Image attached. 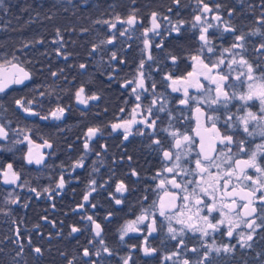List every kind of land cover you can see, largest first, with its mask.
<instances>
[{"label":"snow or ice","instance_id":"6c2138e0","mask_svg":"<svg viewBox=\"0 0 264 264\" xmlns=\"http://www.w3.org/2000/svg\"><path fill=\"white\" fill-rule=\"evenodd\" d=\"M172 2L179 6L181 0H172ZM194 3V15L190 21L177 20L173 23L169 16L162 17L164 21H168L170 31L174 32L177 37L182 34L186 24L190 25V30L198 41L195 52L190 54L192 70L187 72L186 76L174 77L165 73L162 77L164 82H170L167 83V86L172 93L183 90V98L178 99L177 103L190 107L195 114L196 127L192 131L195 137L199 138V150L195 152L194 168L191 167L192 153L195 151L193 136L181 133L179 130H172L173 117L171 112L166 111L168 101L163 96H157L155 82L149 86V76L145 72V68L149 67L147 62L155 59L152 54L153 48L163 49L164 47L163 38L160 43H154L153 40V37H162L160 13L151 12L149 26L142 25L135 10L126 18L117 15L113 20L96 21V23L107 25L110 32L118 31L120 36L135 31L137 27H143L140 38L143 46L141 51L145 56L139 60L135 75L120 85L122 88L131 89L129 95L134 97L135 103L127 119L119 117L117 122L111 123L110 127L112 132L122 133L124 140H128L134 134L148 137L151 140V145L159 150L164 167L153 176V180L158 181L153 189L159 194L158 200H154L148 207H142L140 214L136 215L135 219L125 221L118 229V233L121 242L129 233L142 235L141 244L139 246L130 245V249L139 247L143 255L153 256L158 250L150 246L149 237L157 234L160 229L166 226L168 237L177 241V250L165 254L161 264H166L168 261H171L172 264H212L211 254L213 252L219 256L222 252L233 253L237 245L242 249L251 248L257 229L264 230V223L257 222L258 220L264 221V162H261L264 161V68L260 64L249 62L244 55L247 52L248 36L261 37L262 42L254 50L257 53H264V31H262L264 29V11L256 18V24L259 27L248 33L237 34V28L231 23V20L222 15L223 6L221 4L217 3L212 6L206 0H194ZM261 8L264 9V3L261 4ZM168 12H172V9L169 8ZM233 15L234 9L229 8L227 16L231 18ZM117 24L121 25V28H117ZM215 33H219V35ZM224 33L230 34L233 38V42L227 47L222 46ZM56 35L58 39L53 40V43H59L62 48L63 38L58 29ZM217 39L221 41V46L214 43ZM114 40L115 36L113 35L106 41H101V44H112ZM27 46V44L24 45V47ZM97 48V45H93L92 51H97ZM56 55H64V58L67 59V54L61 53L60 48L56 49ZM116 59L117 53L112 52L111 60ZM170 59L175 64L178 58L171 55ZM120 63H125V61L120 60ZM79 67L83 69L86 65L82 63ZM154 70L159 72L158 67ZM51 75L57 77L58 73L52 72ZM30 79L31 72L15 56V53L11 57H0V93L5 92L12 85H25V82ZM205 82L208 85H214V89L206 86ZM190 89H195L199 95H192ZM213 91L215 92L214 96ZM39 95L43 97L45 93L40 92ZM74 96L78 104L85 106L89 101L99 99L96 94L86 95L83 85L75 91ZM149 99L150 103L146 106L144 101ZM234 100L239 101L235 105L236 113L229 109V105ZM257 100L260 104L259 111L249 110V102ZM35 102V99L21 97L15 99L14 104L24 114L39 116L41 120L49 118L60 120L67 111L65 107L58 104L48 115H41L33 108ZM193 105L195 106L193 107ZM221 108L224 109L222 113L219 112ZM125 111V108L120 109L121 113ZM160 114H164L168 118L169 123L166 127L159 126L162 119ZM221 120H223V127L218 126ZM11 131L19 135L24 130ZM100 132L99 127L87 128L83 136L84 153L91 151L90 142ZM9 135L10 130L0 123V141H8ZM238 135H241L239 140L237 139ZM255 136H259L261 142L255 145L254 150L249 151L250 141L245 137ZM165 140L168 141V147H165ZM25 142L29 146L24 156L25 162L27 164H42L44 155L33 152V141L28 135H24L23 140L17 139L12 143L22 144ZM42 146L52 147L47 140ZM101 147L105 146L101 145ZM4 150L11 152L12 148L5 149L3 145H0V151ZM84 153L73 163V169L85 166ZM239 154H243V156ZM96 155L99 156L100 153L97 152ZM131 175L138 176V173L133 170ZM0 177H2L4 185L24 188L27 183H20L21 173L14 168L12 162L0 167ZM66 183L62 173L56 188L63 190ZM96 183L95 180L89 181L90 191L85 192L82 198L83 202L77 206V210L85 209V205L90 203V196L92 192L96 191ZM29 191L35 193L37 198L41 196V192L37 188H30ZM126 191V184L123 181H118L115 185V193L123 195ZM44 192L55 193V190L45 188ZM8 195L10 199L5 201L6 204L19 205L21 203L18 195L14 198L13 193L9 192ZM109 197L114 199L116 205L122 203L112 193H109ZM51 198L49 196V199ZM147 200L148 197L144 196L143 201L146 203ZM24 206L27 207L26 204ZM91 207L96 208V204H91ZM0 211H4V209L0 208ZM5 214L8 213L5 212ZM111 216L112 213L109 212L105 216V220ZM81 218L87 222L86 227H90L93 236L88 243L98 245L95 251L89 247L83 248L81 255L85 259L82 264H98V261L93 257L102 258V254H106L108 257L114 256L115 253L104 238L101 223L97 222L93 215ZM13 222L15 223V221ZM81 231L80 227L73 225L69 235ZM189 232L194 235L198 234V239L202 242L205 237H211V243L204 242L200 247L188 248L183 237ZM217 233L227 237L228 240L236 239L237 243H224L217 246L214 235ZM178 237H180L179 240ZM22 239L23 237L17 229L16 239L12 241L19 244L17 255L24 251ZM31 244L32 240L29 238L28 245L31 246ZM201 249H203L202 256H197L195 259L188 256V253L196 254L201 252ZM33 251L37 255H42L40 247H35ZM181 251L184 255H181ZM61 255L65 254L61 253ZM131 261V254L119 258V264H131ZM74 262L75 257L67 260V264H74Z\"/></svg>","mask_w":264,"mask_h":264},{"label":"flooded vegetation","instance_id":"af4514ba","mask_svg":"<svg viewBox=\"0 0 264 264\" xmlns=\"http://www.w3.org/2000/svg\"><path fill=\"white\" fill-rule=\"evenodd\" d=\"M52 3L53 8L57 7V13L60 11V0H49ZM67 1V0H63ZM105 4H108V0H105ZM119 5L130 6V11L127 14L116 13L112 18H105V20H113L117 15L126 18L133 10L135 14L142 22L143 26H149V17L151 12L156 11L161 15V33L162 37H153L154 43H160L163 38V49L153 48L152 54L154 61L147 62L149 67L145 68L146 75L149 76V86L155 82L157 84V96L167 99L168 104L166 111L172 114V130H179L181 133H188L193 136L195 140V151L192 153L191 167L194 168L195 152L199 150V138L195 137L192 131L196 127L195 114L190 107L182 106L177 103L178 99L183 98V90L178 93H172L171 89L164 82L162 77L165 73H169L174 77L186 76L187 72L191 71L190 54L195 52L198 41L195 39V35L190 30V25L185 26L182 30V34L177 37L174 32L170 31L168 21L162 19L163 16H169L172 22L177 20L190 21L194 15L195 3L194 0H181L180 5H175L172 0H114ZM44 3V0L42 1ZM210 5L214 6L219 3L223 7L221 9L222 15L231 20V23L237 28V34L243 32L248 33L254 28L259 27L256 24V18L260 16L264 9H261L263 0H206ZM49 4V3H48ZM68 5L67 3H62ZM171 8L172 12H168ZM234 9V15L229 18L227 16L228 9ZM178 14V15H177ZM104 19H102L103 21ZM104 26V35L101 41H106L110 36H115V40L112 44H91L83 47L89 53L96 54V59H100V62L91 60L93 57L89 56L90 65L86 70V79L82 84L77 85L71 95H69L68 103H60L67 109L65 115L60 120L47 119L41 120L39 116H28L22 111H19L21 116L29 121L45 124L49 127V134L55 135L59 143V136L67 134L68 140L59 145L54 142V138H50L48 133H45L48 137L43 136L42 132H34L35 129L21 128L24 131L19 135L10 131L8 141H0V145L7 148H20L23 147L22 161L26 166V175L34 181L35 185L25 186L19 188L14 185H4L5 187L16 188L19 191L24 192L29 198L25 200L24 205H34L33 208L37 211V218L32 225V229L36 232V242L42 249V255H39L40 262L42 264H67V260L75 257L74 264H82L85 258L81 253L84 247H89L95 251L97 244H89L88 241L93 238L90 227H86L87 222L81 217L86 215H93L97 222L101 223L104 230V238L107 241L108 246L115 253L114 256L108 257L106 254H102V258L93 257L98 261V264H119L120 257H126L131 254V264H161L162 258L165 254L171 253L176 249L177 241L171 240L167 235L166 226L159 230L157 234L149 237V244L151 247L156 248L158 251L153 256H145L139 247L130 249V245H140L143 236L138 233H129L125 236L123 242L119 240L118 229L122 227L125 221L135 219L136 215L140 214L142 207H148L154 200H158V193L154 192L158 181L153 180L155 173L164 167L160 152L151 145V140L148 137L134 134L128 138L123 139L122 133L112 132L111 123L117 122L119 117L127 119L134 106V97L130 96V88H122L120 85L127 79H131L136 72L139 60L145 56L142 50L141 34L143 27H137L135 31L120 36L118 31L110 32L108 26ZM117 28H121V25L117 24ZM264 31V29H262ZM57 31L53 32V40L58 39L56 35ZM219 35V33H215ZM223 47L229 46L233 42V38L230 34L224 33ZM262 42L259 36L247 37V52L244 53L249 62L253 64H260L264 68V53H257L254 49ZM217 46H221L219 39L214 41ZM93 45H97V51L93 52ZM60 48L61 53H66V50L75 48L73 46L60 47L59 43H54L52 46H42L41 49L51 50L56 54V49ZM112 52L117 53V59L111 60ZM177 56V62L172 63L170 56ZM120 60H124L125 63H120ZM58 65V64H56ZM96 65H99V72L95 71ZM159 68V72L154 69ZM59 77L56 80L57 84L51 86L52 91L55 92V99L61 101V96L58 95V90L66 93L68 86L60 87L61 81H65V75H61V68H55ZM81 69V68H80ZM235 75V73H233ZM62 76V77H60ZM53 77V76H52ZM95 77H99L102 85L100 88L93 87L92 81ZM70 81V80H69ZM28 81L25 82V85ZM206 86L212 87L214 85ZM25 85H12L5 92L13 89L22 88ZM83 85L86 90V95L96 94L99 96L98 100L89 101L88 105L78 104L75 100V91ZM113 87L116 92L109 93V87ZM40 92H44V89L48 87L41 86ZM231 91V90H230ZM0 93V95L5 94ZM39 92V93H40ZM192 95H199L195 89H190ZM215 92L213 91V96ZM41 96L38 95L37 99ZM21 98V97H18ZM16 98V99H18ZM113 98L116 99L115 104H110ZM36 101V99H35ZM150 103L149 100H145L144 104ZM239 101H233L229 105L231 112L236 113L237 105ZM250 103V109L253 112H258L260 109L259 101H252ZM58 104H54L49 110L43 112L39 110L37 101L34 103L33 108L41 115H48L49 112L54 109ZM195 105H193L194 107ZM15 107V104H14ZM125 108V112L121 113L120 109ZM224 109H219V112H223ZM243 114V113H239ZM162 119L160 121V127H166L169 123L168 118L164 114H160ZM78 123H82L83 126H77ZM220 127H223V120L219 122ZM88 127H99L101 129L100 134L93 141L90 142L91 151L84 153L83 149V136ZM51 130V131H50ZM24 135H28L33 141V150L39 151L44 155V161L40 165L27 164L24 160V156L28 151L27 142L22 144H13L12 142L20 139L23 140ZM242 135V134H241ZM241 135L237 136L239 140ZM55 137V138H56ZM64 138V137H63ZM163 138V137H162ZM250 141L248 144L249 151L255 149V145L261 142L259 136L245 137ZM47 140L52 147H43L44 141ZM59 146H62L63 152H57ZM104 145L105 147H101ZM39 146V147H37ZM71 146V147H70ZM165 147H168V141L165 140ZM235 151V150H234ZM34 152V151H33ZM100 155L97 156L96 153ZM35 153V152H34ZM84 153L83 168L73 169L72 165L77 161L81 154ZM243 156V154H239ZM141 156L145 163L140 165L138 157ZM55 158V159H54ZM131 158V159H129ZM246 158V157H245ZM54 159L55 161H51ZM61 160V161H59ZM264 162V161H261ZM135 170L138 176H132V171ZM215 171V169H213ZM64 174L67 181L63 190L56 188V184L61 174ZM254 174V173H253ZM95 180L96 191L92 192L90 196V203L85 205V209L77 210V206L83 202V196L86 191H90L89 181ZM118 181H123L127 186V191L121 195L115 193V185ZM183 183V181H181ZM103 185V187H101ZM37 188L41 192L39 198L35 193L29 191L30 188ZM170 187V186H169ZM45 188L54 189V192H44ZM109 193H112L115 198L122 201L120 205H116L114 199L109 197ZM49 196L52 198L49 199ZM147 196L148 200L145 203L143 197ZM91 204H96V208H92ZM25 207V206H24ZM111 212L112 216L105 220V216ZM158 215V213H157ZM46 218V219H44ZM162 219V218H160ZM258 223H264V221L258 220ZM166 224V222H165ZM55 225V226H53ZM78 226L82 229L81 232L69 235L71 226ZM39 226V227H37ZM176 227H179L176 225ZM247 231V229H243ZM263 232L261 229H257L254 239L252 241V247L242 249L238 245L233 253L225 254L221 253L219 256L213 252L212 264H220L221 261H225L228 264H233L232 261L237 260L240 257L243 258H257L264 260V238L257 237ZM146 234V233H145ZM216 238L217 246H221L224 243L236 244V239L228 240L227 237L220 233L214 234ZM180 237H178V240ZM185 245L188 248L200 247L202 243H211V237H205L204 241L198 239V234L187 233L183 237ZM259 249V252H257ZM64 253L65 255H61ZM201 252L193 254L188 253V256L195 255L202 256ZM181 255H184L181 251ZM194 256V257H195ZM166 264H172L171 261Z\"/></svg>","mask_w":264,"mask_h":264},{"label":"trees","instance_id":"16d2710c","mask_svg":"<svg viewBox=\"0 0 264 264\" xmlns=\"http://www.w3.org/2000/svg\"><path fill=\"white\" fill-rule=\"evenodd\" d=\"M42 1L2 0L0 3V57H11L15 53V56L31 72V79L25 86L16 90L11 89L0 95V123L4 124L10 131L32 128L35 129L33 133L39 131L42 132L43 136L48 137L45 133L49 132L50 126L23 118L18 109L14 107L15 99L18 97L36 99L39 110L43 112L49 110L54 104L68 103L69 101L66 100L70 98L69 95L73 89L85 82V72L90 65L89 58L93 57L91 59L93 63L94 61L100 62V59H96V54L89 53L83 48L91 44H101L104 26L101 25L102 23H96V21H102L105 18L111 19L116 13L127 14L130 11V6L125 4L122 7L114 0H108V4H105V0H71V2L60 0L61 4L58 8L60 11L57 13V7L53 8L49 0H44V3ZM63 2L68 5H63ZM57 29L63 38V45L75 47L63 53L67 54V59L64 58V55H56L50 49H41L42 46L54 45L53 32ZM36 41L42 42L37 43ZM25 44L28 46L24 47ZM82 63L86 67L80 69L79 65ZM57 67L63 70L60 72L61 75H65V81L60 80V85H62L60 87H69L67 92L63 94L61 93L63 91L58 90V95L62 97L61 101L55 99V92L51 88L53 84H57L56 80L59 75L57 77L51 75L52 72H57L55 69ZM94 67L95 71L99 72V65ZM92 85L100 88L102 82L99 77L94 78ZM41 86L48 87V89H44L45 95L37 99ZM108 87L109 93L116 92L110 85ZM115 102L116 99L113 98L110 104H115ZM77 126L82 127L83 124L78 123ZM51 134H49L50 138L53 137L56 144L64 145L63 143L68 140L67 134H65L59 136L61 138L58 143L57 137ZM59 145L57 152L62 153L63 148ZM23 151V147H12L11 152L0 151V167L12 162L14 168L21 173L20 183L27 182L26 186L28 187L36 183L26 175V166L22 161ZM54 159L50 160L55 161ZM138 160L143 166L144 159L139 156ZM9 192L13 193V198L19 196L21 201L19 205L5 203L7 199H10ZM27 198L29 196L24 194L23 190L19 191L16 188L5 187L0 184V208L4 209V211H0V264L43 263L40 262L39 255L33 251L38 246L36 232L32 229L37 218V211L33 208L34 205L33 207L31 205L24 207ZM17 229L23 237L21 242L24 244V251L20 255H17L19 244L12 242L16 239ZM257 237L264 238V230ZM29 238L32 240L31 246L28 245ZM194 256L189 257L195 259L196 256ZM258 258L260 257L246 259L240 257L232 262L233 264H264V260ZM220 264L228 263L221 261Z\"/></svg>","mask_w":264,"mask_h":264},{"label":"water","instance_id":"95a60500","mask_svg":"<svg viewBox=\"0 0 264 264\" xmlns=\"http://www.w3.org/2000/svg\"><path fill=\"white\" fill-rule=\"evenodd\" d=\"M35 153H38L39 151H37V150H33ZM35 164V163H34ZM36 165V164H35ZM1 182H2V179H1Z\"/></svg>","mask_w":264,"mask_h":264}]
</instances>
